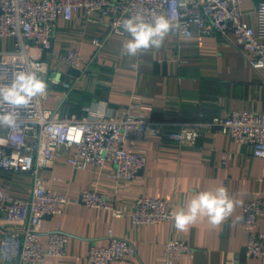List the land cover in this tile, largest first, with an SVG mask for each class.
Returning <instances> with one entry per match:
<instances>
[{"label": "crops", "instance_id": "obj_1", "mask_svg": "<svg viewBox=\"0 0 264 264\" xmlns=\"http://www.w3.org/2000/svg\"><path fill=\"white\" fill-rule=\"evenodd\" d=\"M262 0H244L245 20L256 26L253 11ZM189 39L171 33L159 49H149L136 57L121 49L128 36L110 37L101 49L91 37L104 32L97 18L77 14L71 21H58L53 46L47 57L64 78L75 77V86L66 97L63 86L48 85V108L62 106L61 115L81 117L87 108L129 110L156 121H167V129H178L183 122L226 116L235 109L264 111L262 71L250 66L228 37L202 35L192 28ZM13 39H0V50L12 49ZM69 47L81 53L82 66L90 72L75 76L62 61ZM126 148L146 157V166L133 180L117 181L111 176L113 164L98 169L79 170L60 156L52 169H45L46 185L66 192L72 199L58 216L45 217L42 230L60 227L70 234L67 253L48 256L42 264H91L88 253L92 245H107L110 230L136 244L137 254L111 264H165L163 247L171 239H182L193 247L176 264H264V256L246 255L250 227L243 222L245 203L264 198V158L255 157L248 144H237L233 138L215 129L208 130L193 144L151 135L130 139ZM15 197H27L32 191L29 175L5 173ZM223 185L240 203L221 225L212 226L200 219L185 232L177 231L173 220L136 225L130 215L116 217L108 209L90 207L80 200L83 190H96L126 210H132L140 196L170 199L176 210L193 194L214 190ZM264 232V215L255 227ZM0 264H5L0 262Z\"/></svg>", "mask_w": 264, "mask_h": 264}, {"label": "built area", "instance_id": "obj_2", "mask_svg": "<svg viewBox=\"0 0 264 264\" xmlns=\"http://www.w3.org/2000/svg\"><path fill=\"white\" fill-rule=\"evenodd\" d=\"M244 0H0V39L12 38L13 48L0 50V76L11 78V72L23 67L21 60L46 66L43 78L48 85L63 86L65 96L75 86V77L64 78V72L54 67L47 57L53 46L58 21H71L77 14L97 18L104 29L102 35L91 37L99 50L113 36H126L120 22L129 15L142 12L146 18L153 13L171 14L179 20V27L171 34L179 39L192 37V28L202 35L228 37L247 63L264 72V0L253 15L256 26L245 20ZM68 67L90 72L82 66L81 53L69 47L62 55ZM7 82V80L0 81ZM264 82V74H263ZM47 96L37 98L26 109H21L14 129L0 127V262L5 264H42L48 256L67 253L70 234L60 227L44 231L45 217L58 216L72 199L66 192L48 187L43 176L64 156L65 163L79 170L95 166L101 169L106 162L113 164L111 176L133 180L146 166L142 153L128 150L126 143L133 138L146 139L159 135L193 144L208 130L230 135L237 144H248L255 157L264 158V111L235 109L226 116L179 123L178 129H167L170 122L156 121L147 115L133 114L129 110H98L93 106L81 117L61 115L62 106L48 108ZM5 173L29 175L31 193L24 198L11 194L7 183L1 181ZM80 200L90 207L110 210L114 216L130 215L136 225L158 223L170 219L176 211V202L152 196H140L132 210H126L96 190H83ZM117 213L119 216H117ZM264 215V198L248 201L244 206L243 222L250 227L246 255L264 256V232L255 229ZM108 244L90 247L91 264H111L124 261L137 254L135 242L117 236L112 230ZM193 247L182 239H171L163 247L165 264H176Z\"/></svg>", "mask_w": 264, "mask_h": 264}, {"label": "clouds", "instance_id": "obj_3", "mask_svg": "<svg viewBox=\"0 0 264 264\" xmlns=\"http://www.w3.org/2000/svg\"><path fill=\"white\" fill-rule=\"evenodd\" d=\"M183 7V0H177ZM128 38L121 43L122 52L136 57L149 49H159L167 36L179 27V20L171 14L153 13L146 18L142 12L129 15L120 22ZM23 67L11 72L10 80L0 76V127L14 129L19 112L28 108L37 98L47 96L48 83L43 78L46 66L29 61H20ZM240 201L234 200L223 185L214 190L200 191L181 208L174 211L170 219L177 231L185 232L200 219L206 218L212 226L221 225L231 216ZM117 216L119 214L117 213Z\"/></svg>", "mask_w": 264, "mask_h": 264}, {"label": "water", "instance_id": "obj_4", "mask_svg": "<svg viewBox=\"0 0 264 264\" xmlns=\"http://www.w3.org/2000/svg\"><path fill=\"white\" fill-rule=\"evenodd\" d=\"M68 71H69V73H71L72 75H75V76L81 75V70L78 68L69 67Z\"/></svg>", "mask_w": 264, "mask_h": 264}]
</instances>
